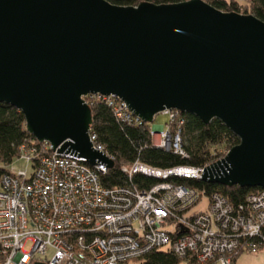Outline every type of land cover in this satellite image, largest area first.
Segmentation results:
<instances>
[{"label":"water","instance_id":"obj_1","mask_svg":"<svg viewBox=\"0 0 264 264\" xmlns=\"http://www.w3.org/2000/svg\"><path fill=\"white\" fill-rule=\"evenodd\" d=\"M90 94L121 99L145 123L166 109L218 119L239 142L201 179L264 188V21L255 15L204 0H0V103L52 151L110 168L89 140Z\"/></svg>","mask_w":264,"mask_h":264},{"label":"built area","instance_id":"obj_2","mask_svg":"<svg viewBox=\"0 0 264 264\" xmlns=\"http://www.w3.org/2000/svg\"><path fill=\"white\" fill-rule=\"evenodd\" d=\"M87 97L104 101L122 122L145 123L117 97L90 94L83 98L86 104ZM161 113L167 115L162 129L147 123L151 145L187 157L184 113ZM88 134L92 147L113 161L91 129ZM228 150L203 166L162 169L135 161L121 168L129 180L140 172L159 181L147 188L106 187L100 180L106 164L91 166L79 156L52 151L48 142L21 143L17 157L0 165V264H129L153 250L173 253L179 264H234L240 252L264 246L254 241L264 227V190L248 193L237 207L219 192L206 195L168 180H202L204 167ZM17 161L27 167L15 168ZM202 199L204 209L191 213Z\"/></svg>","mask_w":264,"mask_h":264},{"label":"trees","instance_id":"obj_3","mask_svg":"<svg viewBox=\"0 0 264 264\" xmlns=\"http://www.w3.org/2000/svg\"><path fill=\"white\" fill-rule=\"evenodd\" d=\"M116 5H137L140 2L155 4L175 3L185 0H107ZM215 8L225 12L242 13L240 1L247 2L249 12L264 21V0H204ZM243 14V13H242ZM89 98V97H87ZM88 106L91 110L92 124L90 129L96 135V141L104 146L105 151L114 157V164L100 176L106 187L122 186L132 183L147 188L159 181L140 172L128 178L121 168L135 161L155 168H171L180 165L203 166L222 157L219 150L230 149L239 142L218 119L203 123L198 117L184 113L183 147L187 157H181L172 151H165L151 145L150 125L127 124L115 117L109 105L93 97ZM35 141L25 129V119L21 111L6 103H0V165L10 164L18 155V146L26 141ZM216 153V154H214ZM168 180L204 191L206 195L219 192L227 197L234 206L244 204L245 196L264 188H246L225 186L216 182H207L185 177H170ZM264 242V227L254 241ZM139 264H179L180 260L171 252L153 250L142 256ZM192 264V263H189Z\"/></svg>","mask_w":264,"mask_h":264},{"label":"rangeland","instance_id":"obj_4","mask_svg":"<svg viewBox=\"0 0 264 264\" xmlns=\"http://www.w3.org/2000/svg\"><path fill=\"white\" fill-rule=\"evenodd\" d=\"M239 4L241 6L240 10L243 14L246 13V11L250 13L249 5L247 4V2L240 1ZM89 100L90 98L88 99V101ZM166 121H167V115L159 112L154 116V119L151 122V127L156 130L162 129ZM13 164L15 168H19V169H23L27 167V165L23 161H17L14 162ZM206 202H207L206 199H202V201L191 210V213L203 210L206 205ZM240 253L241 254L236 258V262H234V264H264V246L256 253H250L248 251H242ZM48 255L50 256L51 253L48 252ZM129 264H139V263L130 262Z\"/></svg>","mask_w":264,"mask_h":264},{"label":"crops","instance_id":"obj_5","mask_svg":"<svg viewBox=\"0 0 264 264\" xmlns=\"http://www.w3.org/2000/svg\"><path fill=\"white\" fill-rule=\"evenodd\" d=\"M240 254H241V253H240ZM240 254H239V255H240ZM239 255H238V256H239ZM238 256H237V257H238ZM237 257H236V258H237ZM235 262H236V259H235Z\"/></svg>","mask_w":264,"mask_h":264}]
</instances>
